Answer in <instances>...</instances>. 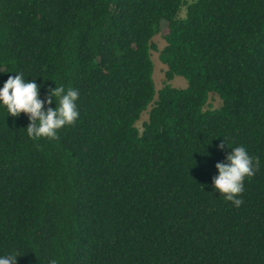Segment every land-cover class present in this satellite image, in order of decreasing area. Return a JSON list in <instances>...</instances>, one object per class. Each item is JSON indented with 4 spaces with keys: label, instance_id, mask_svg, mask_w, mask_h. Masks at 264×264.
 <instances>
[{
    "label": "trees",
    "instance_id": "16d2710c",
    "mask_svg": "<svg viewBox=\"0 0 264 264\" xmlns=\"http://www.w3.org/2000/svg\"><path fill=\"white\" fill-rule=\"evenodd\" d=\"M16 71L78 89L79 116L33 139L0 106V254L264 264V0H0V86ZM223 137L258 162L239 206L211 185Z\"/></svg>",
    "mask_w": 264,
    "mask_h": 264
},
{
    "label": "clouds",
    "instance_id": "9594fccd",
    "mask_svg": "<svg viewBox=\"0 0 264 264\" xmlns=\"http://www.w3.org/2000/svg\"><path fill=\"white\" fill-rule=\"evenodd\" d=\"M9 75L0 86V106L7 110L13 117L22 112L27 116L29 123L26 132L30 138L41 137L56 139L58 130L65 125H70L79 116L76 101L79 90L75 87L65 88L63 85H45L43 81L37 83L35 78H25L21 72ZM46 88V95L41 97L40 89ZM55 101V106H52ZM230 147L224 160L217 161V173L212 177L211 185L219 190L225 200L239 206L242 197L239 195L244 190L245 177L255 174L258 167L257 158L252 156L243 145L230 146L225 138L217 147L223 150ZM18 255L14 252L0 254V264H17ZM48 264H57L51 259Z\"/></svg>",
    "mask_w": 264,
    "mask_h": 264
},
{
    "label": "rangeland",
    "instance_id": "374dc122",
    "mask_svg": "<svg viewBox=\"0 0 264 264\" xmlns=\"http://www.w3.org/2000/svg\"><path fill=\"white\" fill-rule=\"evenodd\" d=\"M185 13H186V7L184 6L180 15L185 16ZM164 32L165 31H163L161 33H157L153 37V41L156 44V47L151 50L152 58L154 61L153 77H154L157 89H159L161 86L164 85L165 80H166V71L168 69V65L166 63H164L160 57V51L166 44V40H165V37L163 35ZM170 82L176 87H184L188 83L187 79L182 75H175V77L172 80H170ZM220 103H221V100L217 94H211L210 95L209 106L216 107V106L220 105ZM146 119H147V112H144L142 114L141 118L137 121V126L140 130H142L143 121Z\"/></svg>",
    "mask_w": 264,
    "mask_h": 264
}]
</instances>
